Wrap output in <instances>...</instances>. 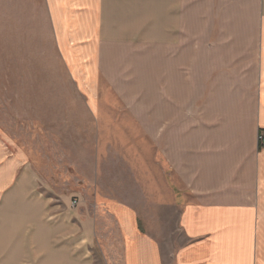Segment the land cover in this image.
I'll return each instance as SVG.
<instances>
[{"label": "crops", "instance_id": "obj_1", "mask_svg": "<svg viewBox=\"0 0 264 264\" xmlns=\"http://www.w3.org/2000/svg\"><path fill=\"white\" fill-rule=\"evenodd\" d=\"M43 5L93 169L48 196L0 139V264H97L100 220L121 264H264V0Z\"/></svg>", "mask_w": 264, "mask_h": 264}, {"label": "rangeland", "instance_id": "obj_2", "mask_svg": "<svg viewBox=\"0 0 264 264\" xmlns=\"http://www.w3.org/2000/svg\"><path fill=\"white\" fill-rule=\"evenodd\" d=\"M239 48V83L247 92L241 78L249 69L251 47ZM82 105L58 53L43 0H0V139L24 156L36 181L50 187L48 196L67 183L86 192L94 149ZM119 176L112 157L107 178L117 181ZM98 226L97 264H121L116 229L107 220Z\"/></svg>", "mask_w": 264, "mask_h": 264}, {"label": "built area", "instance_id": "obj_3", "mask_svg": "<svg viewBox=\"0 0 264 264\" xmlns=\"http://www.w3.org/2000/svg\"><path fill=\"white\" fill-rule=\"evenodd\" d=\"M257 140H258V144L259 146L262 148L264 147V132H259L257 135Z\"/></svg>", "mask_w": 264, "mask_h": 264}]
</instances>
